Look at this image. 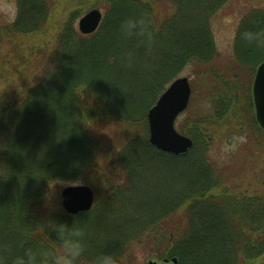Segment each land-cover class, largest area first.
Masks as SVG:
<instances>
[{
    "label": "trees",
    "instance_id": "trees-1",
    "mask_svg": "<svg viewBox=\"0 0 264 264\" xmlns=\"http://www.w3.org/2000/svg\"><path fill=\"white\" fill-rule=\"evenodd\" d=\"M61 1L17 0L15 20L0 25V79L3 73L10 78L13 70L5 69L12 52L22 57L25 51L22 70L31 71L22 93L0 106V256L10 264L21 243L53 247L55 235L41 224L52 218L86 227L88 251L81 264H93L103 252L118 254L124 264L131 245L142 242L160 249L151 257H177L178 264H264V194L228 187L222 166L208 158L209 143L198 140L203 132L190 135L195 143L187 155L165 154L149 140L150 108L189 66L220 82L218 73L224 81H239L241 69L258 64L260 58L237 39L238 69L223 70L218 62L213 21L232 0H72L76 8L67 15ZM93 8L102 9L104 19L96 32L83 35L75 23ZM128 16L151 20V52L121 37L119 24ZM260 21L264 11L255 10L242 23ZM214 95L219 102H233L234 96L241 102V87L228 84ZM104 153L113 158L107 167L121 172L123 182L105 179L110 194L103 205L75 216L52 208L53 188L88 183L98 170L104 175ZM156 166L179 168L177 177H148L160 172ZM238 168L230 172L236 175ZM147 177L174 185L171 200H143Z\"/></svg>",
    "mask_w": 264,
    "mask_h": 264
},
{
    "label": "rangeland",
    "instance_id": "rangeland-1",
    "mask_svg": "<svg viewBox=\"0 0 264 264\" xmlns=\"http://www.w3.org/2000/svg\"><path fill=\"white\" fill-rule=\"evenodd\" d=\"M61 2L62 10L65 15L70 14L76 8V5L72 3V0H62ZM255 10L264 11V0H232L225 13H221L214 19L213 32L219 55L218 62L223 70L229 71L231 68L238 69V66L241 65L236 62L235 57L236 33L241 27L244 17ZM17 14V0H0V25H7L13 22L17 17ZM75 24L78 29L79 19ZM40 47L42 46H39V48ZM29 50H31V48H29ZM46 50L47 49L45 48L44 52H46ZM248 50L251 51L250 56L252 58L260 59L257 60L258 64L256 63L253 70L244 67L239 71V73H241V78L238 79L239 81H234L236 77L232 80L228 78L224 81L222 77H224L225 74L223 73H218L220 82H217L216 79H214V76L211 77L212 80H210L207 79L210 76H206V78L204 75H198L195 73L191 66L180 74V76H187L190 78L193 93L188 108L180 115L176 122V128L180 133L189 136L192 139L193 137L190 135H193L195 130L200 134L204 133L203 135L205 137H200L199 139L196 138V141L198 142V140H200L202 143L201 139H203V141L204 139L207 140L210 145L208 158L212 161H216L222 166L220 170L222 171L225 180L228 181V187L238 193L242 192L250 196H257V194H264V130L260 127L256 116L253 85L257 69L264 61V51L257 52L251 49ZM7 52L8 51L4 50V57L7 56ZM22 53L25 56V51ZM27 54V58L29 59L33 56H30L31 51ZM24 56L17 57L12 52L10 57H7L6 59L10 65L6 67L5 71H10L7 70L9 67V69H12L13 71H10V78L3 73L4 78L0 79V106L6 105L15 99L16 94H20L24 90V83L30 81V69L27 68V74L23 73L22 70V61L23 59H26ZM19 69L20 71H18ZM26 77L27 79L24 80ZM232 83L233 85L237 84L241 87V102H237L238 96L233 97V102H225L222 98L220 102L217 101V97L215 98L214 95L215 90L218 87H222L223 90L228 84ZM215 84H217L216 89L214 88ZM218 116H221L223 119H217ZM195 123L200 126L195 127ZM239 125L242 126V129H238ZM100 157H102V154ZM111 162H113V158H111L110 153H104L102 157V163L104 164V169H106L104 175H102V170L100 172L98 170L92 174L88 183L86 181L78 183L90 186L94 190V207H100V205H103L102 203L108 199L110 187L105 184L106 178L111 177L113 183H116V186L123 182L121 172H111L107 167ZM237 167L242 168V170L236 175L235 173L232 174L230 170L234 172ZM154 169H156L155 171L159 170L160 172H152L153 175L149 173L148 177L164 172V174L169 173L172 177L170 178L173 179L177 177L176 171H178L177 169L179 168L173 170L171 168L166 169L164 167L156 166ZM149 179L150 180L147 181L148 183L141 186L142 190L145 192V195L142 198L143 200L148 201L149 204L151 202H162L167 199L171 200L172 194L176 191V188H173L174 185L160 183V179ZM66 186L67 184H64L59 188H53L52 193L49 194L51 207L57 211L64 210L62 190ZM128 203L129 201H126L127 206ZM134 204L133 208L136 207V203ZM165 237L169 240V238L173 239L174 235L171 231L168 232ZM131 246L126 252L124 264H147L148 259L153 258L151 257L154 255L153 252H158L160 250L148 246L146 242ZM163 249L165 248H161V250ZM160 253L162 252L160 251ZM155 259L159 264H164L161 262L164 258L161 259L155 257Z\"/></svg>",
    "mask_w": 264,
    "mask_h": 264
},
{
    "label": "water",
    "instance_id": "water-1",
    "mask_svg": "<svg viewBox=\"0 0 264 264\" xmlns=\"http://www.w3.org/2000/svg\"><path fill=\"white\" fill-rule=\"evenodd\" d=\"M103 18L104 14L98 8L88 11L79 20L80 32L84 35L93 34L101 26ZM191 95L190 79L182 76L175 79L150 108L148 112L150 143L158 150L174 155H185L193 148L192 138L180 133L176 128L177 118L188 108ZM253 98L257 120L264 130V62L257 69ZM62 202L69 214L78 215L93 209L95 193L87 185H69L62 190ZM164 262L178 264V259L176 257L165 259ZM147 264L158 262L150 259Z\"/></svg>",
    "mask_w": 264,
    "mask_h": 264
},
{
    "label": "clouds",
    "instance_id": "clouds-1",
    "mask_svg": "<svg viewBox=\"0 0 264 264\" xmlns=\"http://www.w3.org/2000/svg\"><path fill=\"white\" fill-rule=\"evenodd\" d=\"M119 32L124 40H138L146 46L148 52H151L153 31L151 20L147 16L125 17L119 24ZM236 39L253 51H264V21L250 27H244L242 23L237 30ZM126 66L129 68L134 66V57L131 53L127 56ZM41 224L49 236L50 233L55 235V245L33 248L25 247L21 243L22 251L12 256L10 264H81L88 251L86 227L77 220L69 225L52 218ZM0 264H9V260L0 256ZM93 264L121 262L118 254L103 252L94 258Z\"/></svg>",
    "mask_w": 264,
    "mask_h": 264
}]
</instances>
